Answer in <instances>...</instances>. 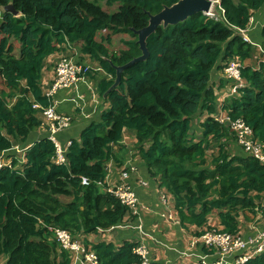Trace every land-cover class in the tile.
<instances>
[{
	"label": "trees",
	"instance_id": "16d2710c",
	"mask_svg": "<svg viewBox=\"0 0 264 264\" xmlns=\"http://www.w3.org/2000/svg\"><path fill=\"white\" fill-rule=\"evenodd\" d=\"M10 1L18 15L0 10V156L11 159L0 168L4 264H71L69 252L59 248L47 225L87 238L122 222L127 207L99 183L110 160L118 168L123 164L114 150L125 148L120 143L124 129L135 135L133 149L151 178L172 196L181 225H195L197 234L202 228L242 234V224L264 208V163L216 120L212 80L229 61L242 63L248 84L223 108L252 128L264 151V62L244 64L254 58L256 46L240 33L264 0H213V16L198 12L158 26L147 38L149 56L129 66L106 96L116 77L112 63L122 65L142 54L134 30L178 0H107L108 5L120 3L113 12L96 0H0V5ZM105 29L132 38L116 52L109 47L110 35L98 38ZM68 42L81 43V58L88 56L112 78L100 76L97 89L105 110L72 137L65 161L56 162V144L48 135L31 142L42 126L41 110L34 105L49 104L42 84L46 60L55 52L64 54ZM94 72L88 74L91 79ZM202 115L207 116L201 123H192ZM212 142L218 143L217 151L208 158ZM17 146L23 151L17 153ZM82 177L90 184H82ZM61 196L73 199L63 202ZM86 238L100 264L140 262L134 252L138 242L116 247ZM245 264H264V252Z\"/></svg>",
	"mask_w": 264,
	"mask_h": 264
},
{
	"label": "crops",
	"instance_id": "0c3cea01",
	"mask_svg": "<svg viewBox=\"0 0 264 264\" xmlns=\"http://www.w3.org/2000/svg\"><path fill=\"white\" fill-rule=\"evenodd\" d=\"M264 5L258 10L254 11L251 21L248 27V35L255 41L264 44ZM80 50L81 43L76 44ZM80 52V51H79ZM81 54V52H80ZM262 55L259 49H256L254 58L244 61V64L252 65L256 63L257 56ZM60 54L57 52L49 55L46 62V70H44L42 84L43 92L45 94L54 79V64L58 62ZM87 63H90L92 67L98 66V63L92 61L88 56H84ZM100 76L108 78L105 75H101L100 72H94L91 77H87L86 80L80 82L75 87L63 88L53 97L56 102V108L58 113L69 115L71 122L69 126L61 129L57 132L56 137L58 142L66 147L72 137H78L81 130L93 120H98L102 111L105 110L104 101L98 96V85L101 81ZM212 83L216 92V107L217 112L214 116L227 113L223 108V105L228 102L225 98V93L229 91V82L224 78L222 69H218L213 73ZM213 115V114H212ZM40 117L42 119V126L35 132L33 140L41 138L43 136H50L47 120L44 114L41 112ZM207 116V115H206ZM202 115L199 120L206 117ZM204 117V118H203ZM193 124H197L198 121L195 118L192 121ZM125 148L122 149L121 145L115 147V155L123 160H130L136 165L137 170L132 174V180L137 183L138 180H144L148 184L146 186H140L135 184L137 189L140 206L142 211L140 213L142 219V226L139 228V218L132 216L129 213L126 217L113 228L107 230L105 234L98 232L95 235L80 236L86 238L89 241L95 243L100 240L113 243L116 247L122 246L125 242H139L144 243L150 250V260L156 261L157 264H197L200 262V257L206 255V259H212L213 257L207 254V250L200 243L192 244L194 237L199 236L197 232L200 230L195 225H189L184 227L181 225L178 215L175 211L173 198L170 193L165 189L158 186V184L151 178L145 164L139 158L137 151H135L134 145L136 143L135 135L129 130L124 129L123 138L120 141ZM110 165L114 164L113 160L109 161ZM115 165V164H114ZM113 175L118 173V169L115 166ZM104 182L107 183L110 179L105 177ZM264 196V195H263ZM210 220L213 221V225L217 223L216 216L212 215ZM203 231L206 228H202ZM241 232L244 235L252 234L248 227V224L244 222L241 226ZM5 260L0 259V264H4ZM71 264H78V261H72Z\"/></svg>",
	"mask_w": 264,
	"mask_h": 264
},
{
	"label": "built area",
	"instance_id": "2783aa9c",
	"mask_svg": "<svg viewBox=\"0 0 264 264\" xmlns=\"http://www.w3.org/2000/svg\"><path fill=\"white\" fill-rule=\"evenodd\" d=\"M211 16L214 12L210 10L208 13ZM249 27V26H248ZM248 27L240 29L244 40L250 42L256 49H259L262 53L257 56L259 63L264 62V44L255 42L247 33ZM67 51L62 54L56 63L54 68L55 77L51 86L46 90L45 95L49 100L47 106L35 104L36 108H40L47 120L48 129L50 131V139L56 144V162L65 161V151L68 145L71 144V140L67 142L66 147H63L56 137V134L61 129L69 126L71 118L69 115L58 113L56 108V102L53 97L63 88L75 87L80 82L87 79L90 71L95 70L105 75L108 78H112V75L108 73L103 67H92L90 63L82 59L80 50L74 43H67ZM242 63L238 59H233L227 63L224 68V76L229 79V91L225 93V98L238 95L239 90L246 86L248 82L241 76ZM223 125H228L233 131L238 142L244 147V149L252 154L255 158L264 163V151L262 150V144L257 142L253 137L252 128L241 119H231L229 114H219L215 116ZM17 153L23 151L18 146L16 147ZM11 159L8 160L5 155L0 156V168L5 165H10ZM115 164V163H114ZM110 165L108 162L106 165V176L110 180L104 182L106 178L99 184H101L105 192L118 198L122 204H124L128 213L132 216L139 218L138 227L142 226L140 201L135 184L140 186H146L148 183L144 180H138L135 183L132 180V174L137 170L136 165L130 160H125L120 168L115 164ZM118 169V173L113 175L114 170ZM82 184L89 185L90 180L87 177H82ZM262 206L264 207V199ZM252 234H231L228 232H220L216 228L205 229L202 234L194 237L192 244L200 243L208 251V257H213L211 260L206 259V255L200 257V262L197 264H245L249 259L264 252V208L256 209V218L252 221L246 222ZM53 233L59 248L67 250L70 254L71 260L78 261V264H100L99 258L93 248H90V244L85 242V238L74 236V234L64 228H60L54 225H47L46 227ZM112 227L103 229L99 228V232L105 234L107 230ZM82 236V235H81ZM91 242V241H90ZM134 252L140 257V262L134 264H157V262L150 260V250L144 243H139L134 247Z\"/></svg>",
	"mask_w": 264,
	"mask_h": 264
},
{
	"label": "water",
	"instance_id": "95a60500",
	"mask_svg": "<svg viewBox=\"0 0 264 264\" xmlns=\"http://www.w3.org/2000/svg\"><path fill=\"white\" fill-rule=\"evenodd\" d=\"M213 0H178L170 6H165L160 12L156 14H150L149 23L143 28L134 30L138 35L139 47L142 54L133 58L129 62L122 65H115L112 63L116 70V77L113 84L105 92V96L114 88L118 87L122 81V73L132 64L142 61L149 56V49L147 47V38L156 31L157 27L162 25L164 27L170 24H176L178 22L186 20L188 17L198 13H208L213 7ZM0 10L12 11L15 15L19 12L13 6V2L10 1L7 5H0Z\"/></svg>",
	"mask_w": 264,
	"mask_h": 264
},
{
	"label": "rangeland",
	"instance_id": "374dc122",
	"mask_svg": "<svg viewBox=\"0 0 264 264\" xmlns=\"http://www.w3.org/2000/svg\"><path fill=\"white\" fill-rule=\"evenodd\" d=\"M96 1L99 2L101 4V6L106 11H110V12L116 11L119 7V4H120L117 2L113 5H108L107 0H96ZM108 35H110L112 38V42H111V44H109V47L111 50L116 51V52H120L122 49L126 48V44L124 41L132 38L131 35L127 32L114 34L109 29H105V30L100 31V35L98 36V38L107 37ZM15 45L18 46V43L15 42ZM201 118H202V116L199 118H196L198 121L197 124H199V122H200L199 120ZM232 141H235L234 138H232ZM212 145H213L212 148L209 149V151H208V158H211L212 154H214V152L217 151L218 143L212 142ZM60 199L63 202H68V201H71L73 199V196H61Z\"/></svg>",
	"mask_w": 264,
	"mask_h": 264
},
{
	"label": "clouds",
	"instance_id": "9594fccd",
	"mask_svg": "<svg viewBox=\"0 0 264 264\" xmlns=\"http://www.w3.org/2000/svg\"><path fill=\"white\" fill-rule=\"evenodd\" d=\"M211 10H212V8H211ZM223 71V75H224V69L222 70ZM225 77V76H224ZM227 79V78H226ZM227 80H229V79H227ZM229 82V81H228ZM230 84V83H229ZM230 86V85H229ZM99 97V96H98ZM227 99V98H226ZM228 100V99H227Z\"/></svg>",
	"mask_w": 264,
	"mask_h": 264
}]
</instances>
